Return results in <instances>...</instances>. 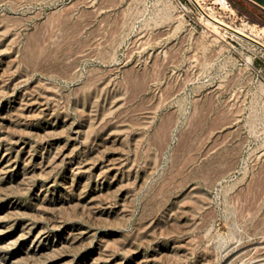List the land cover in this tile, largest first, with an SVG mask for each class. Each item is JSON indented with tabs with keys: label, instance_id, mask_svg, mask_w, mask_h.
<instances>
[{
	"label": "rangeland",
	"instance_id": "374dc122",
	"mask_svg": "<svg viewBox=\"0 0 264 264\" xmlns=\"http://www.w3.org/2000/svg\"><path fill=\"white\" fill-rule=\"evenodd\" d=\"M261 245L263 11L0 0V264H248Z\"/></svg>",
	"mask_w": 264,
	"mask_h": 264
},
{
	"label": "bare ground",
	"instance_id": "6f19581e",
	"mask_svg": "<svg viewBox=\"0 0 264 264\" xmlns=\"http://www.w3.org/2000/svg\"><path fill=\"white\" fill-rule=\"evenodd\" d=\"M213 11V10H212ZM211 12V11H210ZM207 18H206V22H207V24L209 25H213V26H218V27H220L219 25H221V24H224V25H226L227 27L229 26V27H232L230 24H228V22H226V21H224V20H222L221 18H219L217 15H215L214 13H208L207 12ZM206 17V16H205ZM223 26V25H222ZM225 26V27H226ZM233 28V30H234V32H236V33H238V34H240V36L241 35H245V36H250V34L243 28V27H232ZM210 29V28H209ZM227 29V28H226ZM213 30V29H212ZM217 30V32L219 33V29H216ZM229 30V29H228ZM230 30H231V28H230ZM232 31V30H231ZM213 32V31H212ZM215 34V33H214ZM221 34V33H220ZM246 38V37H245ZM254 38V37H253ZM261 44V43H260ZM2 83V82H1ZM3 84V83H2ZM5 85V84H4ZM2 88V87H1ZM39 91V90H38ZM45 92H47V91H45ZM41 93V92H40ZM36 94V93H35ZM46 94V93H45ZM41 95V94H40ZM43 95V94H42ZM31 98V97H30ZM40 98V97H39ZM28 99V98H27ZM29 100V99H28ZM25 101V100H24ZM37 101V100H36ZM32 102V101H31ZM24 103V102H23ZM22 103V104H23ZM26 103V102H25ZM43 103V102H42ZM41 104V103H40ZM30 105V104H29ZM23 107V106H22ZM24 109V108H23ZM103 115V114H102ZM130 119V118H129ZM11 120V119H10ZM140 122V121H139ZM55 124V123H54ZM225 126V125H224ZM76 130V129H75ZM78 131V130H77ZM83 133H84V131H83ZM2 138V137H1ZM83 141V140H82ZM21 142V141H20ZM30 143V142H29ZM75 144V143H74ZM6 145V144H5ZM217 145V144H216ZM17 146V145H16ZM75 146V145H74ZM73 146V147H74ZM79 146V145H78ZM8 149V148H7ZM29 149V148H28ZM23 150V149H22ZM30 150V149H29ZM206 150H208V149H206ZM18 151V150H17ZM70 151V150H69ZM6 152V151H5ZM61 152V151H60ZM3 153V152H2ZM29 153V152H28ZM64 155V154H63ZM75 156V155H74ZM28 157V156H27ZM72 158V157H71ZM87 161V160H86ZM112 161V160H111ZM125 161V160H124ZM67 162V161H66ZM109 162V161H108ZM115 162V161H114ZM122 162V161H121ZM115 164V163H114ZM12 165V164H11ZM77 165H79V164H77ZM91 165H93V164H91ZM4 166V165H3ZM4 169V168H3ZM79 170V169H78ZM105 170V169H104ZM82 172V171H81ZM99 172V171H98ZM103 172V171H102ZM106 172V171H105ZM115 172V171H114ZM113 172V173H114ZM86 173V172H85ZM99 174V173H98ZM125 196V195H124ZM258 196V195H257ZM258 198V197H257ZM255 199H256V197H255ZM258 199H260V197L258 198ZM257 199V200H258ZM35 230V229H34ZM8 232V231H7ZM40 233V232H39ZM22 234V233H21ZM31 234V233H30ZM37 234V233H36ZM36 236V235H35ZM2 239V238H1ZM256 241V240H255ZM33 242V241H32ZM31 242V243H32ZM241 243V242H240ZM245 243V242H244ZM251 243V242H250ZM237 244V243H236ZM37 245V244H36ZM241 245V244H240ZM258 245V244H257ZM248 246V245H247ZM38 247V246H37ZM235 247L237 248V245H235ZM239 247V246H238ZM244 247V246H243ZM262 247H264V245H261L260 246V248H262ZM33 248V247H32ZM255 248H259L258 246L257 247H255ZM242 249V248H241ZM254 249V248H253ZM255 250V249H254ZM253 250V251H254ZM231 251V250H230ZM248 251V250H247ZM238 252V251H237ZM246 252V251H245ZM244 252V253H245ZM252 252V251H251ZM257 253V252H256ZM260 253V252H259ZM231 254V253H230ZM242 255H243V253H241ZM246 255V254H245ZM253 256V255H252ZM256 256V255H255ZM239 257H240V255H239ZM243 257V256H242ZM245 257V256H244ZM249 257V256H248ZM7 258V257H6ZM235 258V257H234ZM250 258V257H249ZM233 259V258H232ZM237 259V258H236ZM235 259V260H236ZM229 260V259H228ZM242 261H243V259H242ZM5 262V261H4ZM226 263H227V261H225ZM233 262V261H232ZM231 262V263H232ZM10 263V262H9ZM235 263H238V262H235ZM8 264V263H7ZM11 264V263H10ZM248 264H264V252L262 253V254H259V255H257L255 258H253Z\"/></svg>",
	"mask_w": 264,
	"mask_h": 264
},
{
	"label": "crops",
	"instance_id": "0c3cea01",
	"mask_svg": "<svg viewBox=\"0 0 264 264\" xmlns=\"http://www.w3.org/2000/svg\"><path fill=\"white\" fill-rule=\"evenodd\" d=\"M264 12V0H248Z\"/></svg>",
	"mask_w": 264,
	"mask_h": 264
}]
</instances>
